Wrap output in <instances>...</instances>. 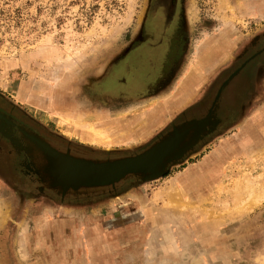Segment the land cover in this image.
I'll use <instances>...</instances> for the list:
<instances>
[{"label": "rangeland", "instance_id": "rangeland-1", "mask_svg": "<svg viewBox=\"0 0 264 264\" xmlns=\"http://www.w3.org/2000/svg\"><path fill=\"white\" fill-rule=\"evenodd\" d=\"M177 3L180 62L159 88L129 93L103 82L142 42L152 0H0V98L80 149L145 145L168 119L207 110L166 109L162 95L190 66L207 55L227 66L264 30V0ZM240 104L183 164L83 199L37 191L0 140V264H264V77ZM80 119L106 129L111 146L92 142Z\"/></svg>", "mask_w": 264, "mask_h": 264}, {"label": "water", "instance_id": "water-1", "mask_svg": "<svg viewBox=\"0 0 264 264\" xmlns=\"http://www.w3.org/2000/svg\"><path fill=\"white\" fill-rule=\"evenodd\" d=\"M219 91L196 117L173 120L143 146L92 152L55 140L0 110V132L13 171L61 199L116 193L129 180L150 181L183 164L220 125Z\"/></svg>", "mask_w": 264, "mask_h": 264}, {"label": "flooded vegetation", "instance_id": "flooded-vegetation-1", "mask_svg": "<svg viewBox=\"0 0 264 264\" xmlns=\"http://www.w3.org/2000/svg\"><path fill=\"white\" fill-rule=\"evenodd\" d=\"M177 7V0H152L143 30L142 42L132 48L127 61L119 63L116 70L105 78L103 83L106 89L111 91L123 89L129 93H136L149 88L157 89L167 80V76L180 62L179 59L186 48L182 44L184 33L178 23ZM151 68L157 69L156 77L148 81ZM263 77L264 30L253 35L235 58L219 70L217 78L203 89V91L211 93L210 98L201 104L191 106L186 111H197L198 114L202 111L199 110L200 108L206 105L209 107L212 104L215 93L219 91L217 103L221 117L220 125H228L244 108L245 104L240 103L244 99L246 91L251 86L258 89L259 82ZM0 110L9 112L16 121L24 122L34 130H40L50 137L58 138L54 132L40 123L30 120L1 98ZM25 119L28 121L25 122ZM0 138V140L4 138L1 132ZM36 190L41 191L37 187Z\"/></svg>", "mask_w": 264, "mask_h": 264}, {"label": "crops", "instance_id": "crops-1", "mask_svg": "<svg viewBox=\"0 0 264 264\" xmlns=\"http://www.w3.org/2000/svg\"><path fill=\"white\" fill-rule=\"evenodd\" d=\"M211 63L215 64L211 66ZM219 63L220 61H215L214 55H207L198 62L195 68L192 69L190 66L184 72V75H180L181 78L177 80L178 82L174 87L169 88L168 91L162 95L164 97L163 101L166 105V109L171 116L177 115L193 105L201 104L210 98L211 93L206 92V90L203 91V89L211 84V82L217 78L219 70L225 67V62ZM161 116L162 114L158 115L155 121ZM170 119H168L169 122L167 125L172 122Z\"/></svg>", "mask_w": 264, "mask_h": 264}, {"label": "bare ground", "instance_id": "bare-ground-1", "mask_svg": "<svg viewBox=\"0 0 264 264\" xmlns=\"http://www.w3.org/2000/svg\"><path fill=\"white\" fill-rule=\"evenodd\" d=\"M56 117H57V119L59 121H62V123L65 121L67 123L68 128L70 130H72V128L73 129H76L77 128L76 126H73V125H75V122L73 120V117L71 118V116H70V117L67 118V116L61 115L60 113H56ZM78 125H79L78 128L79 129H82L81 131L84 132L85 134H87V136H89L92 139V142H96V143L104 144V145H107V146H111V144H112V138H111L109 132L106 129L99 128L98 126H94V125H91V124H85V122H83L82 120H81V123L78 124ZM90 138H88V139H90ZM176 187L177 186H172L171 187L173 189L174 193H176L175 192V190H177Z\"/></svg>", "mask_w": 264, "mask_h": 264}]
</instances>
